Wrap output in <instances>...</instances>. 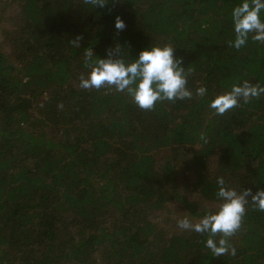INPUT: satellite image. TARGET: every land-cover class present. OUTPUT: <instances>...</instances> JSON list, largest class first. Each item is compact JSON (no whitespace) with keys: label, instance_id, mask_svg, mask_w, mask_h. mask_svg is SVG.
I'll use <instances>...</instances> for the list:
<instances>
[{"label":"trees","instance_id":"obj_1","mask_svg":"<svg viewBox=\"0 0 264 264\" xmlns=\"http://www.w3.org/2000/svg\"><path fill=\"white\" fill-rule=\"evenodd\" d=\"M99 2L0 0V264H264L251 202L228 238L235 255L162 227L214 211L217 176L264 189V94L223 115L208 107L233 83L264 85V43L227 44L239 0ZM156 45L208 95L144 110L127 92L79 87L86 51L130 62Z\"/></svg>","mask_w":264,"mask_h":264},{"label":"clouds","instance_id":"obj_2","mask_svg":"<svg viewBox=\"0 0 264 264\" xmlns=\"http://www.w3.org/2000/svg\"><path fill=\"white\" fill-rule=\"evenodd\" d=\"M102 2L97 0V5ZM264 0H239L231 8L233 39L227 42L228 47L241 49L246 46L249 38L252 41L264 43ZM114 27L122 30L125 22L117 16ZM115 51L119 52L117 48ZM175 48L170 45L148 46L141 49L132 61H126L123 56L112 58L109 52L106 58H98L89 63L93 56L92 50L85 52L86 66L90 69L87 75H81L79 87L82 89L104 86L113 88L116 92H127L132 101L140 109L152 110L157 103L206 97L208 89L199 86L191 90L188 85V73L181 67V60L174 55ZM264 94V85L252 84L241 80L231 84L229 90L215 95L208 101V107L215 114L223 115L241 102L248 103L252 98ZM215 196L220 201L214 211L206 212L197 222L188 216L176 221L179 229L207 234L204 246L211 255H235L236 248L229 242L240 228L245 215L246 206L251 202L259 211H264V189H257L252 194L251 189L237 191L226 186L222 176L216 178ZM250 196V199H249Z\"/></svg>","mask_w":264,"mask_h":264},{"label":"rangeland","instance_id":"obj_3","mask_svg":"<svg viewBox=\"0 0 264 264\" xmlns=\"http://www.w3.org/2000/svg\"><path fill=\"white\" fill-rule=\"evenodd\" d=\"M165 217H169V219L166 220V221H164V220L162 219V227H164V229H168L170 232L174 231V233H172V234L178 233V232H180V231L182 230V229H179V228L177 227L176 221H177L178 219H176V220L174 221V217H175V216L172 217V219L170 218V214H169V216H165ZM172 234H170V236H171Z\"/></svg>","mask_w":264,"mask_h":264}]
</instances>
